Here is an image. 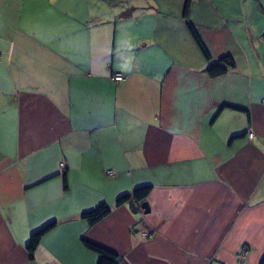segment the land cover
<instances>
[{
	"label": "crops",
	"instance_id": "0c3cea01",
	"mask_svg": "<svg viewBox=\"0 0 264 264\" xmlns=\"http://www.w3.org/2000/svg\"><path fill=\"white\" fill-rule=\"evenodd\" d=\"M141 185L148 212L116 204ZM84 239L127 264H264V0H0V264H98Z\"/></svg>",
	"mask_w": 264,
	"mask_h": 264
},
{
	"label": "trees",
	"instance_id": "16d2710c",
	"mask_svg": "<svg viewBox=\"0 0 264 264\" xmlns=\"http://www.w3.org/2000/svg\"><path fill=\"white\" fill-rule=\"evenodd\" d=\"M188 8H189V5L187 2L185 3L184 9H183V15L185 17L187 16ZM187 28L189 29L201 53L204 55V57L207 60H209L211 57L209 50L207 49L206 45L202 41L197 31V28L190 21H187ZM233 66H234L233 57H231L230 55H224L220 57L218 60L209 63V65L206 67V72L210 76H219L227 72ZM149 191H150V185L137 186L133 188L131 192L120 195L116 199V204H121L124 202H130V203L136 202V203L141 204L147 197ZM110 211H111L110 206L107 203L103 202V203L98 204L92 209L82 212L81 217L88 223V225H94L97 222H99L101 219H103ZM53 225H54V222L48 223L44 225L43 227H41L40 229L34 231L30 235L29 243L27 246L30 258L33 257L35 248L38 245L42 236L47 231H49ZM83 244L85 245L87 249L97 254L98 264H127L124 260H122V258L118 257L117 254L104 248L103 246H100L86 239L83 240Z\"/></svg>",
	"mask_w": 264,
	"mask_h": 264
},
{
	"label": "built area",
	"instance_id": "2783aa9c",
	"mask_svg": "<svg viewBox=\"0 0 264 264\" xmlns=\"http://www.w3.org/2000/svg\"><path fill=\"white\" fill-rule=\"evenodd\" d=\"M112 78H113L114 80H120V79L122 78V75L117 73V74H114ZM252 135H253V133L250 131V132L248 133V137H252ZM107 173H108L109 175H112V174H113V172H112L111 170H107ZM143 235L146 236L147 233H143Z\"/></svg>",
	"mask_w": 264,
	"mask_h": 264
},
{
	"label": "water",
	"instance_id": "95a60500",
	"mask_svg": "<svg viewBox=\"0 0 264 264\" xmlns=\"http://www.w3.org/2000/svg\"><path fill=\"white\" fill-rule=\"evenodd\" d=\"M141 207L143 208L144 212H148L149 211V206H148V203L146 201H143L141 203Z\"/></svg>",
	"mask_w": 264,
	"mask_h": 264
},
{
	"label": "rangeland",
	"instance_id": "374dc122",
	"mask_svg": "<svg viewBox=\"0 0 264 264\" xmlns=\"http://www.w3.org/2000/svg\"><path fill=\"white\" fill-rule=\"evenodd\" d=\"M113 77V76H112Z\"/></svg>",
	"mask_w": 264,
	"mask_h": 264
}]
</instances>
